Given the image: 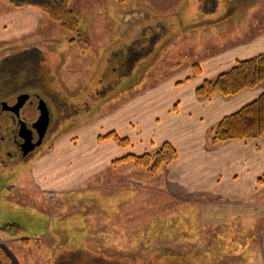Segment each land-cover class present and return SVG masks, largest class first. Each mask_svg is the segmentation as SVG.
<instances>
[{
	"label": "rangeland",
	"instance_id": "1",
	"mask_svg": "<svg viewBox=\"0 0 264 264\" xmlns=\"http://www.w3.org/2000/svg\"><path fill=\"white\" fill-rule=\"evenodd\" d=\"M1 2L0 12L10 5L8 0ZM108 3L81 0L75 9L82 18L79 31L65 32L49 20L42 24L32 40L42 45L51 40L53 51L13 53L0 61V78L8 62L19 58L15 61L22 64L18 91L0 103L11 104L19 95L30 94L33 102L45 100L53 112L44 141L28 157L7 142L4 133L11 121L0 112V264H56L71 252L101 256L107 262L103 264H225L226 260L236 264L234 255L240 252L236 249L241 241L254 243L261 234L244 237V231L235 240L225 241V217L213 226L199 218L207 212L225 215V210H235L225 201L189 200L170 193L159 173L152 175L133 162L99 175L84 174L80 179H86L73 185L75 173L81 170H73L70 164V175L62 174L60 159L51 161V153L57 138L101 110L116 108L138 90L130 86L161 81L176 65H189L197 55L224 48L226 27L264 33V0ZM105 5L109 9H103ZM129 15L133 20L126 22ZM214 19L224 22L214 23ZM196 23L200 25L192 26ZM161 24L167 30L164 34ZM79 34L90 49L83 51L78 42L69 44ZM139 39L138 47L129 50ZM26 43L0 42V55ZM112 50L115 56L110 58ZM100 91L101 98L110 95L112 100L100 103ZM141 146L137 144L134 151L142 152ZM15 223L18 228H3Z\"/></svg>",
	"mask_w": 264,
	"mask_h": 264
},
{
	"label": "crops",
	"instance_id": "2",
	"mask_svg": "<svg viewBox=\"0 0 264 264\" xmlns=\"http://www.w3.org/2000/svg\"><path fill=\"white\" fill-rule=\"evenodd\" d=\"M80 1H71L74 13ZM108 2L110 0H106ZM6 6L0 12V42L5 45L22 41L28 43L14 45L19 50L0 55V61L13 53L20 55L55 49L51 40H45L46 45L32 40L42 24L53 22L43 12L34 7L14 9L10 5ZM103 9L109 8L105 5ZM78 17L82 26V18ZM132 17H126V22L133 20ZM217 21L219 19L212 22ZM160 26L164 34L166 27L163 24ZM230 31L225 28V39H222L224 48L203 53L200 58L197 55L196 62L189 65H176L169 77L161 81L136 88V85L130 86L129 89L138 90L127 96L116 108L101 110L91 120L57 138L51 161L60 159V171L64 175H70L68 172L72 165L73 170H81L75 173L77 176L72 182L75 185L86 179H80L84 174L99 175L118 166L113 163L121 157L141 155L155 151L165 142L172 143L178 149L179 157L159 172L164 188L189 200L202 197L208 202L225 201V206L235 210H225V215L217 211L207 212L199 218L209 220L213 226L217 224L218 218L225 217V241L229 242L244 231V237L253 233L258 237L260 233L259 241L258 238L254 243L241 241V246L236 249L240 252L234 256L237 257L236 264H264V136L253 140H228L217 145L212 144L210 137V131L220 120L258 99L264 92V83L231 97L216 94L209 99H200L196 95L197 86L204 80L214 79L231 69L239 60L264 53V33L245 28ZM157 38L153 36L151 40L154 42ZM139 41L141 39L135 40L136 45L132 43L129 50L138 47ZM113 51L110 52V58L115 56ZM195 65L200 69L198 74ZM98 98L100 103L112 100L110 95L101 98L100 94ZM91 126H94L91 131H84ZM111 132L127 138L130 146L122 147L112 139L99 140V136ZM137 144L142 145V152L134 151ZM81 148H85L82 156ZM239 206L242 208H235ZM251 207L258 211L252 213ZM228 262L226 260L225 264Z\"/></svg>",
	"mask_w": 264,
	"mask_h": 264
},
{
	"label": "trees",
	"instance_id": "3",
	"mask_svg": "<svg viewBox=\"0 0 264 264\" xmlns=\"http://www.w3.org/2000/svg\"><path fill=\"white\" fill-rule=\"evenodd\" d=\"M2 1V0H0ZM72 0H8L14 9L34 7L39 9L47 18L57 23L65 32L79 31L81 22L71 7ZM69 42H78L84 50L89 48V44L79 34L77 39H70ZM19 58L10 61L5 66V75L0 78V100L18 91L15 88L18 84V70L21 61ZM195 72L200 73V69L195 65ZM127 73V72H126ZM264 83V53L256 57L239 60L235 65L220 74L214 79H206L196 88V95L200 99H209L216 94L224 97L235 96L242 91L255 89ZM98 94V92H97ZM101 94V91H100ZM264 136V92L255 101L247 104L239 111L224 117L210 131L213 145L228 140H253ZM112 139L120 146H130L127 138L120 137L116 132H111L104 136H99V140ZM27 155L26 157H28ZM179 157L178 149L169 142L163 143L154 152H147L141 155L128 154L114 161V165L133 162L136 166L144 168L152 175H157L161 169L174 163ZM10 226L19 227L15 224H6L3 228ZM27 242L29 239L24 238ZM69 264H103L107 263L103 257L95 254L68 253L58 258L56 264L64 261Z\"/></svg>",
	"mask_w": 264,
	"mask_h": 264
},
{
	"label": "flooded vegetation",
	"instance_id": "4",
	"mask_svg": "<svg viewBox=\"0 0 264 264\" xmlns=\"http://www.w3.org/2000/svg\"><path fill=\"white\" fill-rule=\"evenodd\" d=\"M31 98L32 97L30 96V99L26 102V104L20 110L19 116H16L12 111L4 110L3 109V103H0V112H5L7 114V116H9V119L11 121L10 122L11 124L6 126L7 128H6L4 135L5 134L7 135V139H8L7 142L19 151H21V144L23 143V140L19 135V131H20L21 126L23 124H25L28 127H32V124L35 123L40 116L39 105H40V102L43 101V99H40V100L33 102ZM16 102H17V98L13 103L8 104V105L13 106L16 104ZM45 103H46V101H45ZM46 106L48 107V111L50 113V125H49V128L47 130V132H48L50 127H51L52 120H53L52 119V117H53L52 113L53 112H52L51 106H49L48 103H46ZM47 132H46V134H47ZM33 133H34L33 142L36 143L38 141V138H39L38 133L35 129H33ZM45 137H46V135H45ZM45 137H44V139H45ZM44 139H43V141H44ZM32 152H30L28 155H30ZM8 154L11 155L10 152Z\"/></svg>",
	"mask_w": 264,
	"mask_h": 264
},
{
	"label": "water",
	"instance_id": "5",
	"mask_svg": "<svg viewBox=\"0 0 264 264\" xmlns=\"http://www.w3.org/2000/svg\"><path fill=\"white\" fill-rule=\"evenodd\" d=\"M30 99V94H22L17 97V102L13 106H9L6 103H3V109L12 111L16 116L20 115V110L26 104V102ZM40 116L38 120L32 124V127H28L23 124L20 128L19 135L23 140L21 144V151L23 156H27L30 152H32L36 147L40 146L43 142V139L46 135V132L50 125V113L48 111V107L44 101L40 102L39 105ZM33 129H35L38 133V141L36 143L34 140Z\"/></svg>",
	"mask_w": 264,
	"mask_h": 264
}]
</instances>
